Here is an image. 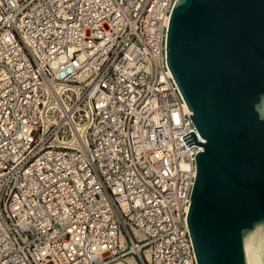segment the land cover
Here are the masks:
<instances>
[{
	"label": "built area",
	"instance_id": "built-area-1",
	"mask_svg": "<svg viewBox=\"0 0 264 264\" xmlns=\"http://www.w3.org/2000/svg\"><path fill=\"white\" fill-rule=\"evenodd\" d=\"M174 0H0V264H198Z\"/></svg>",
	"mask_w": 264,
	"mask_h": 264
},
{
	"label": "water",
	"instance_id": "water-1",
	"mask_svg": "<svg viewBox=\"0 0 264 264\" xmlns=\"http://www.w3.org/2000/svg\"><path fill=\"white\" fill-rule=\"evenodd\" d=\"M168 67L204 142L187 224L198 264H264V0H174Z\"/></svg>",
	"mask_w": 264,
	"mask_h": 264
},
{
	"label": "bare ground",
	"instance_id": "bare-ground-1",
	"mask_svg": "<svg viewBox=\"0 0 264 264\" xmlns=\"http://www.w3.org/2000/svg\"><path fill=\"white\" fill-rule=\"evenodd\" d=\"M186 106H187V104H186ZM187 108H188V106H187ZM189 109V108H188ZM189 110H191V109H189Z\"/></svg>",
	"mask_w": 264,
	"mask_h": 264
}]
</instances>
